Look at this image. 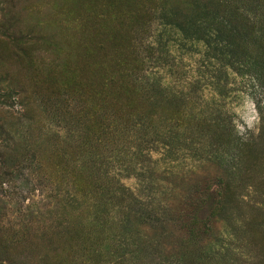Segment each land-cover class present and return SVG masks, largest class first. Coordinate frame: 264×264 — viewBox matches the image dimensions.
Returning <instances> with one entry per match:
<instances>
[{
  "label": "rangeland",
  "instance_id": "obj_1",
  "mask_svg": "<svg viewBox=\"0 0 264 264\" xmlns=\"http://www.w3.org/2000/svg\"><path fill=\"white\" fill-rule=\"evenodd\" d=\"M0 264H264V0H0Z\"/></svg>",
  "mask_w": 264,
  "mask_h": 264
}]
</instances>
